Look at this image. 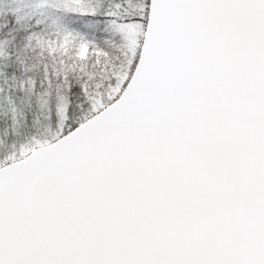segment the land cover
Returning a JSON list of instances; mask_svg holds the SVG:
<instances>
[{
	"label": "snow or ice",
	"instance_id": "snow-or-ice-1",
	"mask_svg": "<svg viewBox=\"0 0 264 264\" xmlns=\"http://www.w3.org/2000/svg\"><path fill=\"white\" fill-rule=\"evenodd\" d=\"M0 264H264V0H0Z\"/></svg>",
	"mask_w": 264,
	"mask_h": 264
}]
</instances>
